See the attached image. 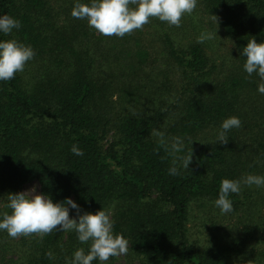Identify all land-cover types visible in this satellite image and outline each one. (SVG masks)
Masks as SVG:
<instances>
[{
    "label": "trees",
    "instance_id": "16d2710c",
    "mask_svg": "<svg viewBox=\"0 0 264 264\" xmlns=\"http://www.w3.org/2000/svg\"><path fill=\"white\" fill-rule=\"evenodd\" d=\"M75 2L0 0V15L21 25L0 40L35 52L0 81V213L9 193L37 181L81 214L110 209L114 234L128 241L124 264H264V186L230 194V213L213 205L222 179L264 176V95L240 55L248 40L264 42V0H197L179 26L150 18L123 37L73 18ZM206 32L214 38L201 42ZM231 116L241 126L221 144ZM174 137L191 159L188 168L176 160L172 175ZM78 248L88 244L74 231H0V264H66Z\"/></svg>",
    "mask_w": 264,
    "mask_h": 264
},
{
    "label": "clouds",
    "instance_id": "9594fccd",
    "mask_svg": "<svg viewBox=\"0 0 264 264\" xmlns=\"http://www.w3.org/2000/svg\"><path fill=\"white\" fill-rule=\"evenodd\" d=\"M197 6V0H90L81 3L76 0L71 16L75 19L86 20L88 26L106 36L123 37L133 30L141 29L150 18H157L170 26H179L181 17L191 14ZM217 24V18L214 16ZM21 27L18 19L7 14L0 15V34L9 35L14 29ZM217 35V34H216ZM211 32L202 33L198 38L201 42L212 40ZM240 55L245 57L243 69L248 75L256 73L261 83L257 86L259 94L264 95V42L257 43L250 39L242 48ZM35 52L30 45H25L15 39L0 40V81H8L16 73L23 72L27 62L31 61ZM241 120L231 116L222 121L217 131L216 139L221 144L228 142L227 133L232 128H239ZM154 136L165 143L163 133L153 130ZM167 147L173 155V166L169 174H176V160H180L188 168L190 157H180L184 143L181 138L174 137ZM70 151L76 156H82L83 151L73 145ZM192 155V153H191ZM264 186V176L247 174L240 179H222L219 184L218 198L213 201L214 207L221 214L233 211L230 194H238L241 186ZM31 193V195H27ZM9 193L6 207L9 212L0 213V231L15 238L19 235H45L53 231H74L81 244H88V249H76L66 264H107L110 257L124 255L128 251V241L121 234L113 232L114 221L110 209L83 212L80 206L71 198L53 202L46 194L29 192ZM72 210V218L69 212Z\"/></svg>",
    "mask_w": 264,
    "mask_h": 264
},
{
    "label": "rangeland",
    "instance_id": "374dc122",
    "mask_svg": "<svg viewBox=\"0 0 264 264\" xmlns=\"http://www.w3.org/2000/svg\"><path fill=\"white\" fill-rule=\"evenodd\" d=\"M33 189L35 190V194H41L37 181H33V182H30V183L26 184L23 187V192L27 193V192H29V191H31ZM27 195H31V193H27ZM117 264H124L123 255H120L118 257Z\"/></svg>",
    "mask_w": 264,
    "mask_h": 264
}]
</instances>
